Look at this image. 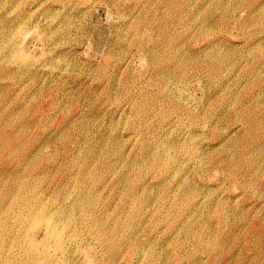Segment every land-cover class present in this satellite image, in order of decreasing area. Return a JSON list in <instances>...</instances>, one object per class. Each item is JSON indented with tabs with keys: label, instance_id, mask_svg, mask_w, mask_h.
Returning a JSON list of instances; mask_svg holds the SVG:
<instances>
[{
	"label": "rangeland",
	"instance_id": "1",
	"mask_svg": "<svg viewBox=\"0 0 264 264\" xmlns=\"http://www.w3.org/2000/svg\"><path fill=\"white\" fill-rule=\"evenodd\" d=\"M0 264H264V0H0Z\"/></svg>",
	"mask_w": 264,
	"mask_h": 264
},
{
	"label": "bare ground",
	"instance_id": "2",
	"mask_svg": "<svg viewBox=\"0 0 264 264\" xmlns=\"http://www.w3.org/2000/svg\"><path fill=\"white\" fill-rule=\"evenodd\" d=\"M198 86V85H197ZM181 97V96H180ZM182 98V97H181ZM177 100H179V99H177ZM35 212V211H34Z\"/></svg>",
	"mask_w": 264,
	"mask_h": 264
}]
</instances>
